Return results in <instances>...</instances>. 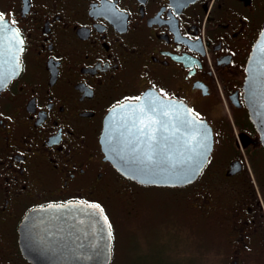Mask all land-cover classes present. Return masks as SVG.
Instances as JSON below:
<instances>
[{
    "label": "flooded vegetation",
    "instance_id": "af4514ba",
    "mask_svg": "<svg viewBox=\"0 0 264 264\" xmlns=\"http://www.w3.org/2000/svg\"><path fill=\"white\" fill-rule=\"evenodd\" d=\"M0 13L20 39L19 70L0 90V264H31L18 228L34 208L98 204L111 232L121 218L132 233L149 197L194 225L203 200L209 264H264V147L243 97L264 0H0ZM149 92L210 124L212 151L194 181L206 175L209 194L192 182L150 196L158 185L105 158L107 113Z\"/></svg>",
    "mask_w": 264,
    "mask_h": 264
},
{
    "label": "water",
    "instance_id": "95a60500",
    "mask_svg": "<svg viewBox=\"0 0 264 264\" xmlns=\"http://www.w3.org/2000/svg\"><path fill=\"white\" fill-rule=\"evenodd\" d=\"M19 45L20 39L14 30L0 33V47H4L0 60V79L4 83L0 90L19 70ZM145 97L154 98L157 105L163 103V110L169 115L161 119L167 123L166 128L153 125L162 147L163 162L148 172H141L127 147V140L136 132L128 124L137 117L151 116L156 120L159 117H153L155 114L148 113L147 109L144 113L133 112L127 106L146 105ZM243 97L249 119L264 147V26L247 58ZM122 104L126 107L122 108L121 104L112 107L103 122L100 142L105 158L124 176L144 185L181 186L196 180L212 151L210 124L196 116L184 102L158 93L149 92L136 102ZM189 110L191 118L202 122L204 128L179 126L178 121L185 119ZM157 111L161 109L158 107ZM205 130L210 133L207 140H204ZM162 136L168 140H162ZM201 143L205 147H200ZM89 205L93 204L71 201L48 204L28 212L18 228V244L23 257L31 264H108L112 255L110 225L103 211Z\"/></svg>",
    "mask_w": 264,
    "mask_h": 264
},
{
    "label": "rangeland",
    "instance_id": "374dc122",
    "mask_svg": "<svg viewBox=\"0 0 264 264\" xmlns=\"http://www.w3.org/2000/svg\"><path fill=\"white\" fill-rule=\"evenodd\" d=\"M204 175L199 181L194 182V190L200 191L198 195L209 194L208 183ZM207 187V190L205 188ZM150 196L158 197L167 194L170 187L149 186ZM204 199V198H203ZM151 210H147L146 221L143 227L135 232H130L127 223L120 217L118 224H112V259L109 264H166L177 263L180 259L183 264H209V219L207 210L203 207L202 199H198V218L196 225L184 214L175 212L169 217V209L162 210L158 198L146 199ZM154 207V208H153ZM182 215V216H180ZM123 223L119 225V223ZM132 243L134 246L131 247ZM135 249L132 255L129 248ZM176 258V260L172 259Z\"/></svg>",
    "mask_w": 264,
    "mask_h": 264
},
{
    "label": "snow or ice",
    "instance_id": "6c2138e0",
    "mask_svg": "<svg viewBox=\"0 0 264 264\" xmlns=\"http://www.w3.org/2000/svg\"><path fill=\"white\" fill-rule=\"evenodd\" d=\"M11 23L15 22L12 21ZM10 31H13V29H11L9 21L5 19L3 13H0V33ZM3 83V79H0V85H2ZM129 99L140 100L141 97ZM145 100L147 101L146 105H131L127 107H131L133 112H136L138 110L140 113H144L145 109H147L148 113H152L160 117H166L169 115L168 111L163 110V103L157 105L155 99L150 97H145ZM121 107L123 108L126 106L121 104ZM158 107L161 109V111L159 112L157 111ZM185 115V119L178 121L179 126L188 128L189 126L196 125L198 128H204L202 122L197 119L191 118L190 110ZM156 124H160L161 128L167 127V123L162 120H156L151 117H137V119L132 121V127L136 129V132L134 134H131V130H129L131 134V139L127 140V147L129 152L133 154V162L137 164L141 172H148L149 170L154 169L156 166L163 162L161 158L162 147L160 142L157 141L156 129L152 127ZM209 135L210 133L205 130L204 140H207ZM141 137H143V139ZM161 139L167 141L168 137L162 136ZM200 147H205V145L201 143ZM200 155L203 156V152H201ZM192 171L194 172L195 169H193ZM190 179L191 178H189L188 182H190ZM89 206L95 209H100L101 212L103 211L100 208V205L98 204H93ZM105 219L107 218L105 217Z\"/></svg>",
    "mask_w": 264,
    "mask_h": 264
}]
</instances>
